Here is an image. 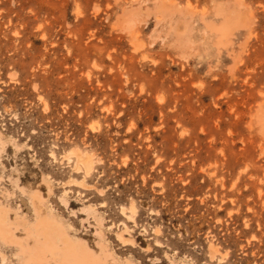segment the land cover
<instances>
[{"label":"rangeland","instance_id":"obj_1","mask_svg":"<svg viewBox=\"0 0 264 264\" xmlns=\"http://www.w3.org/2000/svg\"><path fill=\"white\" fill-rule=\"evenodd\" d=\"M0 217V264H264V0H0Z\"/></svg>","mask_w":264,"mask_h":264},{"label":"bare ground","instance_id":"obj_2","mask_svg":"<svg viewBox=\"0 0 264 264\" xmlns=\"http://www.w3.org/2000/svg\"><path fill=\"white\" fill-rule=\"evenodd\" d=\"M227 24V23H226ZM228 25V24H227ZM226 30V29H225ZM228 31V30H227ZM68 155H66L67 157H68V159L69 160H73L74 161V164H73V168L75 169V170H77V171H83L84 173H85V175L86 174H89V173H91L92 172V170L95 168L94 167V160L92 159V157H90L89 156V154H83L81 151H79V150H77V151H75V150H73V151H71L70 153H67ZM74 157V159H72ZM64 194H66L65 193V191H64ZM126 209V208H125ZM129 211H130V214L128 215L129 217H133L134 216V214L136 213V211H137V209L135 208V207H132V206H130L129 208ZM136 209V210H135ZM124 211V210H123ZM128 214V213H127ZM1 218V217H0ZM4 219H5V217H3ZM3 219V220H4ZM1 220H2V218H1ZM3 222V221H2ZM4 224V223H3ZM2 224V225H3ZM6 225V224H5ZM7 226V225H6ZM50 225H49V223H48V221H46V220H43V222H42V227H44V228H48ZM2 228H4V225L2 226ZM5 228H7V227H5ZM4 228V229H5ZM3 229V230H4ZM7 229H9V228H7ZM6 229V230H7ZM41 229H43V228H41ZM3 230H1V225H0V232L3 234V233H5V232H3ZM46 230V229H45ZM5 231V230H4ZM11 231V230H10ZM42 231V230H41ZM44 231V230H43ZM42 231V232H43ZM126 231H127V228H126ZM9 232V231H8ZM7 232V233H8ZM46 233V232H45ZM14 233H10V235L8 236L7 234H4L5 236H3L2 235V237H7L8 239H13L14 237V235H13ZM44 234V233H43ZM118 238L120 239V240H123V241H125V236H124V234H123V232H119L118 234ZM127 240V239H126ZM13 241V240H12ZM15 241V240H14ZM214 246V245H213ZM37 249V248H36ZM40 249V248H39ZM214 249H216V247L214 248ZM213 248H211V252H212V254H215L216 252H217V249L216 250H214ZM35 251H37V250H35ZM40 254V253H39ZM38 255V254H37ZM39 257V256H38ZM215 257V256H214ZM28 258V257H27ZM40 258V257H39ZM79 264H95V262L94 261H92V260H90V259H84L83 260V262H80Z\"/></svg>","mask_w":264,"mask_h":264}]
</instances>
